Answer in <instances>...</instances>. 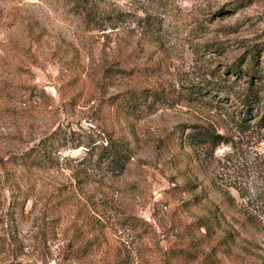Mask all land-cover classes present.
I'll list each match as a JSON object with an SVG mask.
<instances>
[{
    "label": "rangeland",
    "instance_id": "1",
    "mask_svg": "<svg viewBox=\"0 0 264 264\" xmlns=\"http://www.w3.org/2000/svg\"><path fill=\"white\" fill-rule=\"evenodd\" d=\"M0 264H264V0H0Z\"/></svg>",
    "mask_w": 264,
    "mask_h": 264
},
{
    "label": "trees",
    "instance_id": "2",
    "mask_svg": "<svg viewBox=\"0 0 264 264\" xmlns=\"http://www.w3.org/2000/svg\"><path fill=\"white\" fill-rule=\"evenodd\" d=\"M251 51V50H250ZM251 57H253L254 52H250ZM251 59V58H250ZM251 64V61H249V65ZM247 73H249V84L251 81V77L253 76L254 72L252 70V66L247 68ZM223 89V88H222ZM134 94V93H133ZM238 100L241 102L242 105L249 107L253 103L257 102V89L255 87L248 86L244 92L241 94V96H237ZM208 140H212L213 138H216L217 136L214 134H206L205 135ZM59 139V138H58ZM59 141V140H58ZM61 141V140H60ZM62 142V141H61ZM83 142H76L75 144H72V148H76L78 146H82ZM50 145H51V139L48 140V138L41 139L38 143L32 145L30 148H28L26 151H24L20 156V162L23 164H26L27 162H34L36 159L40 162L44 163H52L53 158L50 156ZM86 148L88 150V155H91L93 152V148L89 146L88 143H85ZM127 148L125 146V143L122 140L117 139H110L104 143L103 146L98 151V158L104 161L108 166H112L113 168L116 167V169L120 170L122 167L123 162L125 159H127Z\"/></svg>",
    "mask_w": 264,
    "mask_h": 264
}]
</instances>
